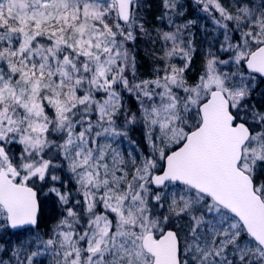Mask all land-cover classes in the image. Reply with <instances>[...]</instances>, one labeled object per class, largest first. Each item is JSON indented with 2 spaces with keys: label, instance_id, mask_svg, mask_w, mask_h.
<instances>
[{
  "label": "snow or ice",
  "instance_id": "1",
  "mask_svg": "<svg viewBox=\"0 0 264 264\" xmlns=\"http://www.w3.org/2000/svg\"><path fill=\"white\" fill-rule=\"evenodd\" d=\"M0 264H264V0H0Z\"/></svg>",
  "mask_w": 264,
  "mask_h": 264
},
{
  "label": "trees",
  "instance_id": "2",
  "mask_svg": "<svg viewBox=\"0 0 264 264\" xmlns=\"http://www.w3.org/2000/svg\"><path fill=\"white\" fill-rule=\"evenodd\" d=\"M148 3H153V0H147ZM155 14V10L153 8V12H146L145 15L147 16L148 19H152V16Z\"/></svg>",
  "mask_w": 264,
  "mask_h": 264
},
{
  "label": "rangeland",
  "instance_id": "3",
  "mask_svg": "<svg viewBox=\"0 0 264 264\" xmlns=\"http://www.w3.org/2000/svg\"><path fill=\"white\" fill-rule=\"evenodd\" d=\"M143 71H144V69L142 68V69H141V72H143Z\"/></svg>",
  "mask_w": 264,
  "mask_h": 264
}]
</instances>
